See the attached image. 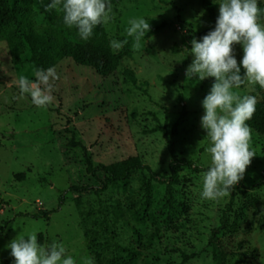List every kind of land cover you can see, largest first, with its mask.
<instances>
[{
    "label": "rangeland",
    "instance_id": "obj_1",
    "mask_svg": "<svg viewBox=\"0 0 264 264\" xmlns=\"http://www.w3.org/2000/svg\"><path fill=\"white\" fill-rule=\"evenodd\" d=\"M21 2L28 14L11 27L23 45L21 64H12L7 41L0 40V259L14 264L7 245L21 232H36L42 244L63 243L77 264L84 256L95 264H182L181 252L196 254L185 264H216L219 245L225 264H264V137L252 132L256 156L228 195L215 201L200 197L202 173L211 164V141L200 124L202 101L215 79L185 75L194 59L190 33L214 27L200 0H111L112 19L103 25L108 44L129 41L114 52L122 54L118 69L100 77L70 58L58 60L60 79L47 107L20 95L18 77L35 80L23 34L50 25L72 39V28L59 23L62 11L46 10L50 0ZM212 2L219 16L221 0ZM258 6L264 9V0ZM133 17L151 25L139 51L125 33ZM258 22L264 23V14ZM234 49L239 62L243 46ZM257 85L246 82L239 92L261 101ZM176 122V156L199 171L177 170L172 208L165 205V184L152 181L147 192L144 170L123 182L87 173L86 158L98 166L138 156L169 177L165 140L148 131L160 123L170 132Z\"/></svg>",
    "mask_w": 264,
    "mask_h": 264
},
{
    "label": "clouds",
    "instance_id": "obj_2",
    "mask_svg": "<svg viewBox=\"0 0 264 264\" xmlns=\"http://www.w3.org/2000/svg\"><path fill=\"white\" fill-rule=\"evenodd\" d=\"M45 8L62 11L64 24L75 27L84 41L92 37L97 26L106 25L112 19L111 0H50ZM261 14L264 9L258 6V0H221L214 30L190 42L194 59L186 69L187 79L215 78L202 101L204 114L200 120L211 141L207 148L211 164L202 173L200 197L204 200L215 201L228 195L244 179L246 169L256 156L250 144L252 129L248 121L257 111L258 100L254 95H241L239 89L246 82L264 88V23L258 22ZM127 25L125 33L132 38L133 51L141 50L142 41L151 31L149 21L133 17ZM128 43V39H113L110 47L117 52ZM236 44L243 46L244 55L239 62ZM33 75L35 80L23 74L18 77L20 95L28 94L35 106L47 107L54 101L55 82L60 77L55 67L34 68ZM7 247L14 264H77L72 256L66 255L63 243L42 244L36 232L27 236L21 232ZM80 264H95V260L84 256Z\"/></svg>",
    "mask_w": 264,
    "mask_h": 264
},
{
    "label": "trees",
    "instance_id": "obj_3",
    "mask_svg": "<svg viewBox=\"0 0 264 264\" xmlns=\"http://www.w3.org/2000/svg\"><path fill=\"white\" fill-rule=\"evenodd\" d=\"M203 9L208 13L212 20L214 30L217 19V6L212 0H200ZM112 3V2H111ZM28 14L24 3L21 0H0V40L7 41L10 52V59L13 65L21 64L22 47L21 43L15 41L14 35L11 33V27L18 24L22 17ZM262 15V14H261ZM59 23L64 24L63 14L59 18ZM32 28V27H31ZM37 32L30 29L23 34L24 41L30 51V63L33 68L48 69L54 67L58 60L70 58L78 65L91 68L100 77H108L113 74L119 67L122 54L114 53L106 37L103 29V24L94 29L92 37L87 41L82 40L78 35V30L75 27L68 32L72 39L67 38L62 32L50 25L41 26ZM210 30L201 32H191L190 42L195 37L199 39L206 35ZM189 47V45L187 46ZM174 51L177 48L173 49ZM243 73V68H241ZM125 77L133 84H138L137 78L131 70L124 71ZM147 85V82H143ZM243 86V85H242ZM241 86V87H242ZM257 91L262 92V100L258 101L257 111L252 120L248 121L252 132L264 137V89L257 85ZM182 101V97L179 96ZM183 113L180 119L183 118ZM178 123L176 122L170 129L167 130L166 124L157 123L151 128L148 133H160L164 140L171 158L169 169L171 175L167 178L154 172L148 165L143 164L138 156H131L127 159L104 165L93 166L91 160L86 158V171L88 174L95 177L97 173L101 172L110 179L116 181H127L130 174L136 170H144L147 173L146 189L147 192L151 190V182L157 181L165 184V205L172 208L175 203L174 186L179 184V176L177 170L182 167H188L194 172L199 171V168L194 165V162L188 159H179L175 153V137L177 134ZM208 170V169H207ZM259 183V182H258ZM90 188H72L73 191L80 192L89 190ZM217 262L216 264H225L226 253L222 247L216 246ZM181 263L185 264L190 259L196 257V254L187 255L184 252L180 253ZM0 264H9L6 260L0 259ZM115 264V262H112Z\"/></svg>",
    "mask_w": 264,
    "mask_h": 264
}]
</instances>
